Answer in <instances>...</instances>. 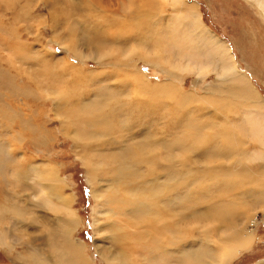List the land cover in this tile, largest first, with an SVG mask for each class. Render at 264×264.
<instances>
[{
  "label": "bare ground",
  "instance_id": "1",
  "mask_svg": "<svg viewBox=\"0 0 264 264\" xmlns=\"http://www.w3.org/2000/svg\"><path fill=\"white\" fill-rule=\"evenodd\" d=\"M249 1L254 2L264 16V0ZM87 2L95 15L99 13L105 16L106 13H112L106 5L95 4L89 0ZM115 2V7L118 4L117 12L131 19V22L142 19L145 6L157 8L161 4L171 5L174 11L169 25L166 27L163 21L153 19L151 23L153 22L154 28L149 36H155V29L161 32V37L169 36L174 40L178 33L184 34L185 36L180 35L184 40L174 44L183 59L179 63L183 64L165 69V59L170 61L171 58H166L164 54L160 56L163 53L161 48L152 49L154 52L148 50L137 53L136 59L155 64L171 77L175 75L176 67L185 72H194L197 76L213 72L224 85L220 84L212 90L224 95L217 97L209 94L198 97L192 92H181L171 81L150 86L143 74H137L138 78L134 72L127 71L124 67L122 70L116 53L110 52L106 54L110 56L109 61L104 64L113 65L108 71L109 79L112 80L111 86L103 81L99 85L101 93L98 96L85 92L73 94L68 90L66 96H75L73 99L59 104L55 102L56 109L64 112L60 121L61 130L64 131L62 134L73 140L78 157L92 182L95 205L106 216L104 222L108 219L100 229L103 233L107 230L111 232L110 236H104L105 241H109L115 251L110 264H162L172 259V262L178 264L177 257L179 260L185 258L181 264H228L253 241L258 222L256 213L254 214L255 207L264 211V165H257V162L264 159V100L255 93L254 86L249 83L250 77L238 66L228 43L210 32L200 19L199 10L194 3L190 4L186 0ZM136 5L139 6V11L135 9ZM162 16L159 15V19L162 20ZM114 20L111 24H118V20ZM125 22L121 21L120 25ZM112 25L108 29L112 30ZM105 30L93 32L97 45H126L135 39L133 36L126 37L118 43L115 37L119 36L112 33L106 38ZM192 32L203 37L211 53L200 54L199 48L203 45L191 37ZM55 40L79 56L74 43L70 46L62 40ZM92 40L95 41L94 38ZM190 47H198L199 50H194L191 56L187 53ZM43 55L55 57L47 49ZM100 58L94 57L99 62ZM66 63L68 68L64 75L75 71L74 79H80L81 73L70 67V62ZM105 70L91 73L99 75ZM130 78L135 84L131 96L127 93ZM51 85L50 83L49 86ZM226 96L236 98L237 102ZM165 100L172 105L173 112L168 114L170 117L158 110L165 107ZM238 100L241 102L240 109L245 110L244 115L253 119L250 121L252 124L247 137L257 144V148L249 154L238 148L242 142L235 133L225 129L223 125L222 130L214 128L218 127L215 125L216 112L236 110ZM199 101L210 106L213 112L211 116L200 117L204 109ZM230 103L235 104L234 108L229 106ZM140 114L143 117L154 114L155 119L157 116L159 119L166 117V121L164 125L163 121L157 123L155 130V121L143 124L145 121L139 119ZM15 119L22 126L20 130H31L34 134L33 140L37 143L51 140L45 131L38 132L35 126L26 122L21 110L16 109L8 115L10 122ZM160 126L164 127L160 129ZM209 127L212 132L208 134L204 128ZM9 128L11 125L8 126L6 135L10 139L22 141L25 138L22 131ZM221 139L223 143L219 142ZM14 148L16 147L12 148L10 156L0 155V183L12 184L9 174L16 173L13 181L19 185L25 187L29 181L34 183L37 180V184L42 187L35 189V186L28 184V189H31L27 195L29 201H24L26 206L22 203H13L11 206L0 204V247L9 252L14 250L15 245H23L17 256L19 263L21 260L24 264H88L90 261L82 252L83 246L68 238L70 231L76 229L80 220L72 212L71 197L62 194L61 179L56 172L46 168L48 166L41 168L31 162L22 164L24 157L22 153H17L18 147L16 151ZM182 151L186 153L184 159L180 155ZM234 151H240L239 158H224L228 154L233 155ZM194 155L204 159H195ZM11 164H18L19 167L22 165V170L10 172L8 168L13 166ZM254 165H257L255 171L252 170ZM99 178L105 181L104 184L100 183ZM18 192L20 193L19 190ZM36 196L40 198L38 205L55 212L57 231L49 226L47 233L51 238L59 239L60 246L52 258L42 252L45 241L35 243L30 235L33 230L29 224L37 225L41 218L33 209L35 203H31V197L33 200ZM35 201H38L37 198ZM10 218H17L16 225L21 237L10 235ZM102 257L106 260L104 253ZM256 264H264V261Z\"/></svg>",
  "mask_w": 264,
  "mask_h": 264
},
{
  "label": "rangeland",
  "instance_id": "2",
  "mask_svg": "<svg viewBox=\"0 0 264 264\" xmlns=\"http://www.w3.org/2000/svg\"><path fill=\"white\" fill-rule=\"evenodd\" d=\"M89 1L102 6L106 5L112 13H106L105 16L99 13L95 15L89 9L86 0H0V155L2 157L10 156L12 148L18 147L17 153H22L27 160L24 161L23 158L22 164L25 165L31 162L39 165V167L41 166V168L48 166L46 168L56 172L59 179H61L62 194L71 197L72 212L80 220L76 229L70 231L68 238L83 246L82 252L90 261L88 264H110L115 251H113L109 241H105L104 236H110L111 232L107 230L103 233L100 229L108 219H105L104 222L106 216H103L100 213V208L95 205L92 195V182L89 180L86 168L78 157V151L74 147L73 140L70 136L62 134L64 131L61 130L60 121L64 116V112L56 109L55 102L59 104L68 99H73L75 96H66L68 90H71L73 94L85 92V94L91 96H98L101 93L99 85L103 81H107L111 86L112 80L109 79L110 73L108 71L112 69L113 65L104 64V62L109 61L110 56L106 54L110 52L116 53V57L119 59L118 62L122 65V70L126 68L127 71L134 72L136 77H138L137 74H143L150 86H155V83L171 81L181 92H192L198 97L209 94L221 97L224 94L212 89L219 87L220 84L224 85V83H221V80H218L213 72H209L204 76H197L194 72L178 70V67L174 69L175 75L171 77L155 64L136 59L135 55L137 53L148 50L154 52L152 49L161 48L163 53L160 56L164 54L166 58H171L170 61L165 59L164 62L168 63L167 65L164 63L165 69L170 66L174 67L176 64L178 66L183 64L179 63L183 59L174 44L182 39L184 40V37L182 38V36H185L184 34L178 33L177 39L174 40L170 39L169 36L161 37V32L159 33L158 29H155L153 32L155 36H149L151 29L154 28L153 22L151 23L153 19L163 21L164 26L167 27L172 11H174L171 5L161 4L157 8H146L145 6L143 20L139 18L131 22V19L117 12L118 4L115 7L116 0ZM186 1L196 5L200 13V19L209 31L228 43L238 66L250 77L249 83L254 86L255 93L264 100V16L261 15L258 7L249 0ZM135 9L140 10L138 5L135 6ZM159 15H163L162 20L159 19ZM113 19L118 20L117 25L111 24ZM121 21L127 22L124 23L125 26L124 24L120 25ZM110 25L113 27L112 30L108 29ZM95 30H105L104 36L106 38L110 37L112 33L115 36L118 35V38L115 37L118 43L126 37L131 38L133 36L135 39L126 45L121 43L97 45L96 36L93 35ZM191 37L194 40H199L203 45L199 48L201 49L200 54L211 53L210 47L206 46L208 43L204 41L202 36L200 37L199 33L195 32L193 34L192 32ZM55 38L70 46H73L72 43H74L79 56L68 47L57 43ZM93 38L95 41L92 40ZM101 45L104 48H98ZM193 45L196 44L193 43ZM46 49L53 53L55 57L43 55ZM196 49L199 50L198 47H190L187 53L192 56L193 51ZM64 57L66 60H64ZM94 57H101V61H95ZM66 61L71 63L70 67L76 68L81 73L80 79H74L75 71L67 72V75H64L68 68ZM121 68L119 67L120 70ZM103 69H106L105 72L99 75H92L94 73H91ZM132 77L134 76L132 75ZM50 83L51 86H49ZM134 85V81L130 78L127 87L129 96L133 94ZM226 98L236 101V98L229 96H226ZM199 103L204 109L201 111L200 117L205 116L207 118L208 115L211 116L213 112L210 106L204 105L202 101H199ZM238 103L236 110L229 109L227 113L216 112L215 125L218 127L214 128L222 130L223 125L225 129L235 133L242 142L238 148L249 154L257 148V144L247 137L249 127L252 124L250 121L252 122L253 119L244 115L245 110L240 109V100H238ZM165 104V107L158 110L163 114L167 113V117H170L168 114L173 112L172 105L168 100H165ZM234 105V103L229 104L231 108H234ZM16 109L21 110L26 122L35 126L38 132L45 131L51 140L37 143L33 140L34 134L31 133V130H20L22 126L19 125L16 119L10 122L8 115L14 113ZM165 118L159 119L157 116L155 119L154 114H146L145 117L140 114L139 116L140 120L145 121L143 124H148V121H155L153 123L155 130L157 129V123L163 121L162 125H164ZM9 125H11L9 130L22 131L25 138H22V141L10 139V136L6 135ZM163 127L160 126V129ZM211 129L210 127L204 128L208 134L212 132ZM219 142L223 143V139ZM240 154V151H234L233 155L228 154L224 158L227 160L233 157L239 158ZM180 155L184 159L186 153L182 151ZM194 158L204 159L198 155H194ZM257 165H264V159L257 162ZM257 165H254L252 170H257ZM21 166L14 164L9 166L8 169H10V172H19L22 170ZM12 175L9 174L12 184L0 183V204L10 206L13 203L24 204L31 189H28L27 186H35V189L42 187V185L37 184V180L34 183L29 181V185L27 184L24 187L13 181L16 173ZM99 181L102 184L105 182L101 178H99ZM21 186L23 189H21ZM16 192H18V195H16ZM42 193L44 192L42 191ZM36 198L38 201L34 202ZM36 198L34 197L32 200L31 197V203H35L33 209L39 213L37 215H40L41 218H39L38 221L40 222L37 225L36 223L29 224L33 230L30 235L33 236L35 243L45 241L46 244L42 247V252L52 258L56 254L57 247L60 246V240L51 238L47 233L49 226L50 228L57 226V221L54 218L55 212L38 205L40 198L39 196H36ZM24 205L26 206V204ZM254 214L258 218V222L255 226L253 241L247 248L236 254L228 264H256L264 261V211L255 207ZM16 220L17 218H10L8 221V226L11 228L10 235L21 237ZM2 225L4 224L2 223ZM55 231H57L56 228ZM37 232H41L40 235ZM22 249L23 245H15L14 250L8 252L0 247V264H24L21 260L19 263V256H17ZM102 253H104L106 260L102 257ZM184 259L183 257L179 260V257H177L178 264H181ZM172 261L173 259L169 262H162V264H176L175 261Z\"/></svg>",
  "mask_w": 264,
  "mask_h": 264
}]
</instances>
